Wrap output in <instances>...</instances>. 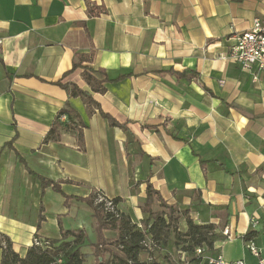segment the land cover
I'll list each match as a JSON object with an SVG mask.
<instances>
[{"label": "crops", "instance_id": "0c3cea01", "mask_svg": "<svg viewBox=\"0 0 264 264\" xmlns=\"http://www.w3.org/2000/svg\"><path fill=\"white\" fill-rule=\"evenodd\" d=\"M263 17L264 0H0V234L13 250L73 231L62 218L97 192L144 227L149 185L154 217L215 227L207 254L257 264L252 241L264 259V86L229 59ZM85 69L109 81L94 91Z\"/></svg>", "mask_w": 264, "mask_h": 264}, {"label": "trees", "instance_id": "16d2710c", "mask_svg": "<svg viewBox=\"0 0 264 264\" xmlns=\"http://www.w3.org/2000/svg\"><path fill=\"white\" fill-rule=\"evenodd\" d=\"M104 8H97L95 6L87 5V14L90 17H96L104 13ZM78 65L73 64L72 70L76 69ZM103 75V80H98L93 75ZM84 78L86 83L91 86L94 91H100V89L94 87V83L101 85L103 82L109 80L103 74L102 71L93 72L92 70H84ZM60 84V82H57ZM101 87V86H99ZM71 96L86 97L87 100L92 101L85 93L81 92L76 87L71 89ZM72 111L66 105L56 115L53 124L50 128V134L59 135L60 128L64 127L60 124L59 119L62 115H72ZM102 117L105 118L109 125L114 127H122L115 122L111 117L101 113ZM48 137L45 139L47 141ZM77 139L82 141V133L78 130ZM43 187H47L51 182L39 178ZM56 192H60L57 186H53ZM158 196L157 192L152 190L148 185L146 191V200L144 206V212L148 214L147 220H145L144 228L141 230L135 225L130 223V220L124 217L121 213L118 218L107 215L104 211L94 206L93 198L95 195L90 197L87 201L92 207L93 219L95 221L93 231L95 233L96 241L94 243H87V236L81 230L63 231L59 240H42L38 237L36 239L43 243V246L31 245L23 258L19 256L12 248V243L9 238L5 235L0 234V251L1 259L0 264H84L85 260L92 257L94 260L93 264H156L153 260L143 262L139 259V256L149 251L155 244H159V239L156 237L172 225L173 223V210L168 209L167 222L162 216H153L150 213V205L152 198ZM159 197V196H158ZM116 204V201L113 200ZM153 219L152 223H150ZM186 230L181 234L183 239L181 243L184 245L181 249L187 256L189 264H196L197 259L194 255V250L197 247H205L207 250L213 249V243L216 239L215 227L211 224L198 225L193 223L191 220L186 221ZM106 231H114L115 237L112 239L113 245L108 246L104 233ZM159 231V233H158ZM179 237V236H178ZM150 240V247L145 246L146 239ZM179 239V238H178ZM180 240V239H179ZM161 242V241H160ZM87 245L90 254L83 253L81 247ZM113 248V249H112Z\"/></svg>", "mask_w": 264, "mask_h": 264}, {"label": "built area", "instance_id": "2783aa9c", "mask_svg": "<svg viewBox=\"0 0 264 264\" xmlns=\"http://www.w3.org/2000/svg\"><path fill=\"white\" fill-rule=\"evenodd\" d=\"M229 59L237 64L241 71L248 73L254 83L264 86V17L253 19L249 29L238 35L236 44L229 54ZM93 202L94 206L100 207L107 215L115 218L119 217L120 212L117 205L102 193L97 192ZM262 210L264 211V203L262 204ZM250 225L251 228H255L258 225V220L252 219ZM139 228L141 229V227ZM223 235L226 239H231L228 228L223 230ZM32 244L43 246V243L36 238H33ZM244 244L250 254L258 258L257 264H264V259L259 258L260 252L253 242L245 241ZM145 246L150 247L148 238ZM208 251L205 247H197L194 250L197 259L196 264H246L243 260L227 262L220 255L207 254ZM188 262V259H183V264H189Z\"/></svg>", "mask_w": 264, "mask_h": 264}, {"label": "rangeland", "instance_id": "374dc122", "mask_svg": "<svg viewBox=\"0 0 264 264\" xmlns=\"http://www.w3.org/2000/svg\"><path fill=\"white\" fill-rule=\"evenodd\" d=\"M94 199L95 196L93 200ZM167 212L169 211L167 210ZM91 215L92 210H78L75 213L72 212L70 215L64 216L62 218V223L67 224L72 230H78V228H80L88 238L87 243H94L96 241L95 233L93 231L95 221L92 219ZM143 228L144 227H141V230H143ZM177 229H179V226L174 223L169 225L167 229L162 230V232H160L162 234L156 237V239H159L161 242L159 241V244L156 243L154 247L149 249V251L142 253L140 255L141 261L148 262L149 260H153L156 264H183V262L180 261V255H178L177 252L184 246L181 243V240L183 239L181 234L185 231H178ZM105 235L107 237V245L109 247L112 246L114 242L112 239L115 237V232H105ZM81 250L82 252H88L89 248L87 245H84L81 247ZM93 260L92 257H89L85 260L84 264H93Z\"/></svg>", "mask_w": 264, "mask_h": 264}]
</instances>
